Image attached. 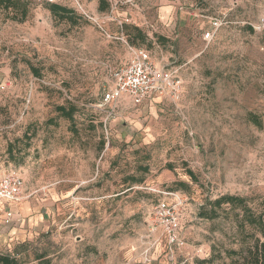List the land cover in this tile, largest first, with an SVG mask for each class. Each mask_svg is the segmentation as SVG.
Returning a JSON list of instances; mask_svg holds the SVG:
<instances>
[{"label":"rangeland","instance_id":"374dc122","mask_svg":"<svg viewBox=\"0 0 264 264\" xmlns=\"http://www.w3.org/2000/svg\"><path fill=\"white\" fill-rule=\"evenodd\" d=\"M55 3L72 19L45 0L23 22L0 10V174L24 177L31 206L27 226L0 228V253L21 264H228L234 212L199 210L225 193L254 208L264 196V36L253 27L264 0ZM136 27L145 39H133ZM130 46L176 70L180 99L99 107ZM71 103L72 120L57 110ZM167 192L182 198V244L154 218Z\"/></svg>","mask_w":264,"mask_h":264},{"label":"built area","instance_id":"2783aa9c","mask_svg":"<svg viewBox=\"0 0 264 264\" xmlns=\"http://www.w3.org/2000/svg\"><path fill=\"white\" fill-rule=\"evenodd\" d=\"M57 2L58 0H46ZM209 28L205 30L203 38L210 41L214 38L218 27V19L213 17ZM128 20V19H127ZM256 31L264 36V16L253 24ZM132 56L125 64L111 71L112 86L104 91L99 107L108 106L117 102L123 96L130 98L135 105L151 103L152 98L170 97L178 100L183 90V80L176 70L161 66L155 61L148 49L140 46H130ZM264 49V46L262 47ZM149 103V104H150ZM109 107L112 108L110 105ZM112 115V110H107ZM171 199H160L154 207V218L163 228L167 238L173 244H182L180 238L181 195L167 192ZM25 198V180L17 171L0 174V204L18 203ZM6 212L5 224L9 225L15 220L16 213L10 208H1Z\"/></svg>","mask_w":264,"mask_h":264},{"label":"trees","instance_id":"16d2710c","mask_svg":"<svg viewBox=\"0 0 264 264\" xmlns=\"http://www.w3.org/2000/svg\"><path fill=\"white\" fill-rule=\"evenodd\" d=\"M46 1V0H45ZM48 9L54 14L60 15L62 18L72 19L75 11L65 5L49 2ZM108 2L103 1L99 5L100 10L107 8ZM33 0H0V10H4L9 19L15 21H26L31 14ZM136 30L133 39H145V34L139 28ZM132 43H136L132 40ZM36 75L40 74L38 68L33 67ZM58 112L68 118L73 119L77 111V106L74 103L70 105L57 106ZM193 181L198 182V178L192 169L187 170ZM179 185H187L186 182H178ZM251 197L239 194H222L212 200H208L199 210V216L202 218L216 219L222 213L228 215L229 212H234L237 234L234 237V242L238 247H230L224 250L225 256L229 259L228 264H264V196L260 198L258 207L254 208L251 204ZM230 206L231 208H225ZM216 252H213L211 258L215 257ZM221 255V254H220ZM44 256L39 255L42 259ZM205 263V260L202 261ZM0 264H21L18 256L0 253ZM40 264H44L41 262Z\"/></svg>","mask_w":264,"mask_h":264},{"label":"crops","instance_id":"0c3cea01","mask_svg":"<svg viewBox=\"0 0 264 264\" xmlns=\"http://www.w3.org/2000/svg\"><path fill=\"white\" fill-rule=\"evenodd\" d=\"M28 196L29 195L26 194L25 198L18 203H3L2 205L0 204V228L16 229L27 226V217L24 214H27L29 212V209L31 208L30 204L27 202ZM1 208H10L15 211L16 217L12 224H5L6 212Z\"/></svg>","mask_w":264,"mask_h":264}]
</instances>
